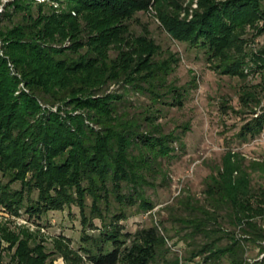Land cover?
<instances>
[{
	"label": "trees",
	"instance_id": "1",
	"mask_svg": "<svg viewBox=\"0 0 264 264\" xmlns=\"http://www.w3.org/2000/svg\"><path fill=\"white\" fill-rule=\"evenodd\" d=\"M51 1H65L68 9L14 0L0 15V22H11L0 24V39L21 76L11 74L8 59L0 56V176L5 179L0 180V207L14 215L23 208L36 220L77 206L81 246L73 250L62 239L57 242L67 264L165 261L167 237L159 226L130 233L120 221L152 210L144 189L157 175L165 179L161 160L173 157L180 138L163 132L153 111L130 112L126 95L132 91L147 94L153 103L181 106L180 88L168 82L178 59L169 54L156 60L159 47L148 35L132 36L129 21L154 9L168 35L202 50L210 69L245 81L249 62L264 69V44L256 53L247 51L243 36L246 26L256 29L254 37L264 34V0H197L190 20L179 18L183 0ZM17 14L21 19L13 22ZM21 81L27 92L15 95ZM111 83L123 93L105 92ZM262 91L248 84L240 88L239 114L250 116L234 135L238 143L263 131ZM255 176L261 182H254ZM16 182L19 189L12 188ZM32 191L37 192L34 200ZM177 202L179 209L171 215L178 210L190 259L247 264L245 243L264 253V160H246L227 148L204 179L203 201L185 194ZM33 239L27 231L0 228V244L8 243L4 252L15 247L9 257L13 264H50ZM169 262L177 264V257ZM253 264H264V257Z\"/></svg>",
	"mask_w": 264,
	"mask_h": 264
},
{
	"label": "rangeland",
	"instance_id": "2",
	"mask_svg": "<svg viewBox=\"0 0 264 264\" xmlns=\"http://www.w3.org/2000/svg\"><path fill=\"white\" fill-rule=\"evenodd\" d=\"M14 0H0V15L6 5ZM33 3H43L46 6H52L58 12L68 9L65 1L57 2L51 0H31ZM182 8L179 11V18L190 20L192 12L197 8V0H183ZM189 5V7H187ZM187 8V9H186ZM264 11V2L262 3ZM34 13L36 7L33 6ZM187 12V15H186ZM74 14V12H72ZM21 19V14L12 17L16 22ZM2 26H9L11 22L8 19H1ZM256 29L246 26L244 37L248 39L246 50L256 53L264 44V34L254 37ZM129 32L132 36L148 35L159 47V55L156 60L166 58L169 54L174 55L178 61L174 71L169 75L168 82H171L180 88L183 94L182 105L164 106L160 103H153L147 94H138L130 91L126 98L132 103L130 112H142L144 109L153 111L157 117L156 121L161 125L165 133L173 132L180 138V143H174L175 150L171 159L161 160L166 169V177L157 175L151 178L152 187H146L145 195L153 202L152 210L136 215H131L127 219L121 220L124 225V231L133 233L136 229L147 227L151 224L159 226L160 232L167 237L165 249V261L159 257L157 261L151 264H174L169 262L177 257V264H202L200 257L190 259L188 252L190 246L186 245L182 238L185 231H180V223L177 212L171 215L173 209H179L178 200L185 194L192 195L203 201L204 179L211 172L214 165L220 163L221 156L227 148H232L240 152L246 160L257 159L264 160V128L259 136L246 142L238 143L234 139L235 133L239 130L243 120L248 114H239L241 105L239 103L240 88L248 84L256 86L259 93L263 92L264 87V69L257 68L254 63L249 62L251 67L245 81L237 77L221 75L209 68L203 51L196 47H191L184 42H179L171 38L164 30L162 23L154 9L148 12H139L129 21ZM69 41L64 42L68 46ZM115 52L110 51V56ZM0 56L8 59L4 51V44L0 39ZM8 69L11 74L21 80V76L15 70L11 61H7ZM248 67V66H247ZM247 72V69H246ZM105 92L123 93V88L116 83H111L104 87ZM27 89L21 81L17 86L15 95ZM169 94V99H170ZM264 107V95L260 108ZM159 109L158 112H154ZM56 111V107L51 108ZM136 113V114H137ZM182 146V147H181ZM0 180L3 179L0 176ZM261 182L255 176L254 182ZM20 182L12 184V188L19 189ZM37 192L32 191L29 198H36ZM90 200L87 199L89 204ZM26 203V201H25ZM132 210V209H131ZM130 211V210H129ZM14 215L0 207V228L19 234L27 231L33 236L36 243L42 244V248L47 255L46 262L50 264H67L66 260L57 250L58 239H62L69 244L73 250H78L81 246L82 226L80 224L79 209L71 205L65 207L62 211H50L42 215L40 219L29 217L22 208ZM94 224L100 228V221L94 219ZM89 234H97V230L87 229ZM239 237V234L237 233ZM200 237L195 241L200 243ZM225 242V241H223ZM249 244V245H248ZM264 246V242L261 243ZM8 243L1 241L0 244V264H13L10 261V253L4 252ZM246 251L244 254L245 263L253 264L264 257V253H259L258 247L250 243H245ZM164 250V249H163ZM84 258V257H83ZM68 264H71L68 262ZM221 264H228L223 260Z\"/></svg>",
	"mask_w": 264,
	"mask_h": 264
}]
</instances>
